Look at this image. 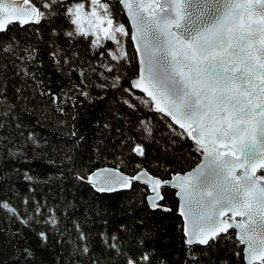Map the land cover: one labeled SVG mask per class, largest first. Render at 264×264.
<instances>
[{
	"label": "snow or ice",
	"instance_id": "6c2138e0",
	"mask_svg": "<svg viewBox=\"0 0 264 264\" xmlns=\"http://www.w3.org/2000/svg\"><path fill=\"white\" fill-rule=\"evenodd\" d=\"M0 264H264V0H0Z\"/></svg>",
	"mask_w": 264,
	"mask_h": 264
}]
</instances>
